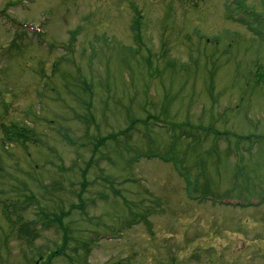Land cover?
<instances>
[{
    "label": "rangeland",
    "instance_id": "obj_1",
    "mask_svg": "<svg viewBox=\"0 0 264 264\" xmlns=\"http://www.w3.org/2000/svg\"><path fill=\"white\" fill-rule=\"evenodd\" d=\"M0 264H264V0H0Z\"/></svg>",
    "mask_w": 264,
    "mask_h": 264
},
{
    "label": "trees",
    "instance_id": "obj_2",
    "mask_svg": "<svg viewBox=\"0 0 264 264\" xmlns=\"http://www.w3.org/2000/svg\"><path fill=\"white\" fill-rule=\"evenodd\" d=\"M18 130L16 129V132H17ZM23 131H24V133H22V134H20V136L21 137H25V138H30V130H24L23 129ZM19 132V131H18ZM48 219V222L46 223V226H48L49 225V222H52L53 223V221L55 220H58V221H60V219H61V217L59 216V217H57V218H55V219H53V220H51L50 218H47Z\"/></svg>",
    "mask_w": 264,
    "mask_h": 264
}]
</instances>
